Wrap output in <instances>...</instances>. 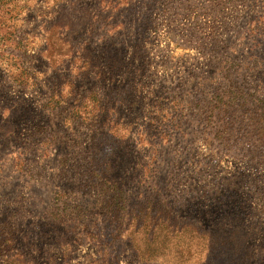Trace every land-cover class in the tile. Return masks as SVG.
Listing matches in <instances>:
<instances>
[{"label":"rangeland","instance_id":"obj_1","mask_svg":"<svg viewBox=\"0 0 264 264\" xmlns=\"http://www.w3.org/2000/svg\"><path fill=\"white\" fill-rule=\"evenodd\" d=\"M0 264H264V0H0Z\"/></svg>","mask_w":264,"mask_h":264}]
</instances>
